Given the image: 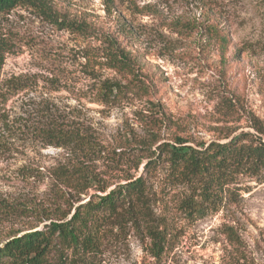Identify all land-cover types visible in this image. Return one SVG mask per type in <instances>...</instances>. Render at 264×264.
Instances as JSON below:
<instances>
[{
    "label": "rangeland",
    "instance_id": "rangeland-1",
    "mask_svg": "<svg viewBox=\"0 0 264 264\" xmlns=\"http://www.w3.org/2000/svg\"><path fill=\"white\" fill-rule=\"evenodd\" d=\"M45 1L52 14L26 1L0 14V241L143 174L165 250L155 255L146 232L127 226L79 264H264V180L240 176L219 211L190 218L181 202L191 188L157 148L264 134V0ZM115 48L135 71L111 66ZM105 81L125 92L104 101ZM56 125L87 133L96 152L50 144ZM77 165L98 184L65 186L61 171Z\"/></svg>",
    "mask_w": 264,
    "mask_h": 264
},
{
    "label": "trees",
    "instance_id": "trees-1",
    "mask_svg": "<svg viewBox=\"0 0 264 264\" xmlns=\"http://www.w3.org/2000/svg\"><path fill=\"white\" fill-rule=\"evenodd\" d=\"M26 1L45 14L52 10L45 0H0V14ZM66 26L77 27L76 22L67 21ZM207 31L213 37L218 27L208 23ZM224 38V35L221 36ZM8 45L0 39V76ZM111 66L120 72L135 71L129 53L115 48L109 51ZM125 85L118 81H105L99 94L104 101L125 92ZM51 142L61 146L64 142L80 150L84 156L95 153L97 145L87 133L79 129L64 131L59 125L47 129ZM243 133L226 142L211 141L208 145L192 146L162 142L157 148L167 154L175 180L186 183L192 193L181 202L182 210L190 218H203L216 213L224 202L232 198L238 188L240 176L264 180V134ZM178 142V141H177ZM154 155L157 152H153ZM152 158L145 170L158 160ZM144 170V171H145ZM68 174V176H66ZM61 180L65 186L80 192L98 184V177L89 176L87 167L77 165L68 173L62 170ZM263 178H262V177ZM92 194L85 201L66 213L50 218L43 226H32L28 230L18 229L0 241V264H79L86 263L104 245L108 233L123 230L127 226L136 231H145L151 239L155 255L165 250V238L151 208V193L143 174L118 184L107 191ZM229 227L231 237L236 233Z\"/></svg>",
    "mask_w": 264,
    "mask_h": 264
}]
</instances>
